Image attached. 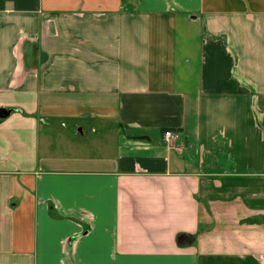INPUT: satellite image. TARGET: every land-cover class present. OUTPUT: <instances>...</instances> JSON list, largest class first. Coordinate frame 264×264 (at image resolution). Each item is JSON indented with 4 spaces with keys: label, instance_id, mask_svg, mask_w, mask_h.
<instances>
[{
    "label": "crops",
    "instance_id": "0c3cea01",
    "mask_svg": "<svg viewBox=\"0 0 264 264\" xmlns=\"http://www.w3.org/2000/svg\"><path fill=\"white\" fill-rule=\"evenodd\" d=\"M0 110V264H264V0H0Z\"/></svg>",
    "mask_w": 264,
    "mask_h": 264
},
{
    "label": "built area",
    "instance_id": "2783aa9c",
    "mask_svg": "<svg viewBox=\"0 0 264 264\" xmlns=\"http://www.w3.org/2000/svg\"><path fill=\"white\" fill-rule=\"evenodd\" d=\"M173 137V135H172V133L171 132H169V131H167V132H164V138L167 140V139H170V138H172Z\"/></svg>",
    "mask_w": 264,
    "mask_h": 264
},
{
    "label": "water",
    "instance_id": "95a60500",
    "mask_svg": "<svg viewBox=\"0 0 264 264\" xmlns=\"http://www.w3.org/2000/svg\"><path fill=\"white\" fill-rule=\"evenodd\" d=\"M9 114V112L5 111V110H0V119L4 118L5 116H7Z\"/></svg>",
    "mask_w": 264,
    "mask_h": 264
},
{
    "label": "rangeland",
    "instance_id": "374dc122",
    "mask_svg": "<svg viewBox=\"0 0 264 264\" xmlns=\"http://www.w3.org/2000/svg\"><path fill=\"white\" fill-rule=\"evenodd\" d=\"M126 10H127V8H126ZM129 10L131 11L132 9L130 8V9H128L127 11H129Z\"/></svg>",
    "mask_w": 264,
    "mask_h": 264
}]
</instances>
